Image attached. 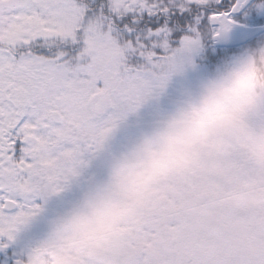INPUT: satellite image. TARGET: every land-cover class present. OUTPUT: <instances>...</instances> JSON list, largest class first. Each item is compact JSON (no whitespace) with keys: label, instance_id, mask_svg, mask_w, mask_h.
<instances>
[{"label":"snow or ice","instance_id":"snow-or-ice-1","mask_svg":"<svg viewBox=\"0 0 264 264\" xmlns=\"http://www.w3.org/2000/svg\"><path fill=\"white\" fill-rule=\"evenodd\" d=\"M264 32V0H0V261L48 201L80 183L114 134L205 41ZM237 57L218 70L226 71ZM254 85L125 195L110 231L66 264H264V97Z\"/></svg>","mask_w":264,"mask_h":264},{"label":"clouds","instance_id":"clouds-1","mask_svg":"<svg viewBox=\"0 0 264 264\" xmlns=\"http://www.w3.org/2000/svg\"><path fill=\"white\" fill-rule=\"evenodd\" d=\"M253 85L256 96L264 97V44L239 54L226 71L217 69L195 88L185 87L171 109L112 153L105 175L50 220L40 241L41 264H66L63 249L82 247L110 231L125 211V195L148 186L178 159L192 134L231 109Z\"/></svg>","mask_w":264,"mask_h":264},{"label":"flooded vegetation","instance_id":"flooded-vegetation-1","mask_svg":"<svg viewBox=\"0 0 264 264\" xmlns=\"http://www.w3.org/2000/svg\"><path fill=\"white\" fill-rule=\"evenodd\" d=\"M166 90H168V93H162L158 98L153 100L152 104L153 109L159 108L161 109V113H163L162 108H172L170 104L172 100L174 101L175 99H180V97H178L175 84H170ZM156 104L157 107H155ZM145 105L137 114L130 116L126 123L123 124L121 128L114 134L113 138L109 142L105 154L93 163L92 167L88 170V172L85 173V177L80 183L74 185L71 190L64 193L63 195L53 197L48 201L45 211L21 233L19 244L16 249L9 253L10 256L14 257L17 252L25 251L26 249L39 243L47 234L50 220L68 208L71 203L79 197L81 191L88 185L90 181L97 178H102L105 175L107 164L112 153L121 150L132 139L139 135L141 131L151 125V123L157 117V113L150 112L149 117L146 118ZM161 113L159 112V115ZM0 264H4V261H0Z\"/></svg>","mask_w":264,"mask_h":264},{"label":"rangeland","instance_id":"rangeland-1","mask_svg":"<svg viewBox=\"0 0 264 264\" xmlns=\"http://www.w3.org/2000/svg\"><path fill=\"white\" fill-rule=\"evenodd\" d=\"M247 26H250V25H247ZM253 26H257V25H253ZM257 38H258L259 41L262 40L264 38V34L258 36ZM208 41H209V43L211 45L212 52L214 53V55H219V54L225 55L226 61L237 57L239 54L245 52L246 50H249V47H251V45L250 46L249 45L245 46L246 44H243V45L238 47L239 49H237V51H231V50H229V48H225V47H223V48L219 47V49H218L216 46H214L213 41H210V40H208ZM260 44H264V43H260ZM205 49H206V45L204 46V49L201 51V53L198 54L196 56V58H195V62L197 64V68L195 70L189 69L184 74L175 76L171 80V82L169 83V85L170 84H173V85L175 84L176 85L178 97H180L181 91L185 87L195 88L200 80H202L203 78L209 76L207 71H206V69H205V67L207 65L204 64V63H201L203 61H206V59L209 58V56L207 57L205 55V53H206ZM220 49H222V51ZM250 49H252V48H250ZM169 85H168V87H169ZM165 92L168 93V90H166ZM153 100L154 99L149 100L147 103H145L146 104L145 105L146 118L149 117V113L150 112L157 113V117L159 115V112L161 113V109H159V108L153 109V107H152ZM155 107H157V104L155 105ZM155 110H156V112H155ZM167 110H169V109L162 108L163 112H165ZM152 120H153V118H152Z\"/></svg>","mask_w":264,"mask_h":264},{"label":"trees","instance_id":"trees-1","mask_svg":"<svg viewBox=\"0 0 264 264\" xmlns=\"http://www.w3.org/2000/svg\"><path fill=\"white\" fill-rule=\"evenodd\" d=\"M205 45H206V49H205V55L209 58L206 59V61H204L203 63L207 65V70L210 72V75L213 74L222 64H224L226 62V57L225 55H214L212 54V48L211 45L209 43V41H205ZM253 46H256V40H254L252 42ZM237 51V50H234Z\"/></svg>","mask_w":264,"mask_h":264},{"label":"water","instance_id":"water-1","mask_svg":"<svg viewBox=\"0 0 264 264\" xmlns=\"http://www.w3.org/2000/svg\"><path fill=\"white\" fill-rule=\"evenodd\" d=\"M258 27H255L253 29H251V33H253L254 35H257L259 34L261 31H257L255 29H257ZM238 34H239V31L238 29H234L233 32L230 34V38L226 41H222V44H234L236 41H237V38H238ZM178 101L177 100H172L170 102L171 106H174Z\"/></svg>","mask_w":264,"mask_h":264},{"label":"bare ground","instance_id":"bare-ground-1","mask_svg":"<svg viewBox=\"0 0 264 264\" xmlns=\"http://www.w3.org/2000/svg\"><path fill=\"white\" fill-rule=\"evenodd\" d=\"M244 36L245 38H248L250 36L248 28H244Z\"/></svg>","mask_w":264,"mask_h":264}]
</instances>
